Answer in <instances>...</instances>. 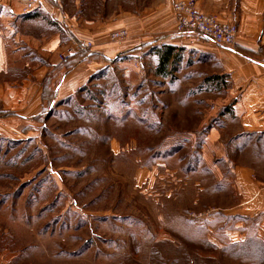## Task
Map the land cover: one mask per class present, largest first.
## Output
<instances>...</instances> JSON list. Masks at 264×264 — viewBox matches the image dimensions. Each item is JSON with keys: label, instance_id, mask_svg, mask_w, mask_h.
I'll list each match as a JSON object with an SVG mask.
<instances>
[{"label": "rangeland", "instance_id": "rangeland-1", "mask_svg": "<svg viewBox=\"0 0 264 264\" xmlns=\"http://www.w3.org/2000/svg\"><path fill=\"white\" fill-rule=\"evenodd\" d=\"M184 1L218 18L198 9L195 0ZM256 1L235 0L233 15L248 19ZM258 1L259 47L253 58L264 63V0ZM64 2L63 9L84 29L92 30L91 21L96 33L110 26L104 38L117 45L130 34L118 27L146 17L144 27L150 29L164 18L161 33L172 9L162 0ZM237 20L223 21L237 27ZM120 29L126 37L112 40L110 33ZM82 41L91 49L90 39H71L57 53L65 66L42 77L37 116L0 112L7 132L14 128L0 132V264H264V215L231 214L241 198L227 171L228 158L246 164L253 155L260 165L264 140L233 144L239 123L224 115L231 99L227 85H202L203 78L221 71L188 54L179 69L169 63L167 84L155 74L158 61L152 69L154 63L142 55L130 60L125 76L113 65L83 91L49 106L50 76L56 71L61 86L72 69L70 58L89 50L80 48ZM70 46L80 49L70 55ZM36 65L27 71L32 97ZM23 75L26 71L15 72L14 82ZM215 123L226 158L219 152L211 156L201 145L206 128ZM173 137L176 149L168 151ZM200 153L206 158L202 163ZM256 170L263 174V168ZM220 173L228 182H216Z\"/></svg>", "mask_w": 264, "mask_h": 264}, {"label": "crops", "instance_id": "crops-1", "mask_svg": "<svg viewBox=\"0 0 264 264\" xmlns=\"http://www.w3.org/2000/svg\"><path fill=\"white\" fill-rule=\"evenodd\" d=\"M64 1L42 0L40 9L25 10L22 0H0V112L13 111L11 117L24 116L28 119L40 113L42 77L52 67L65 66L57 58V53L70 44L71 39H90L93 45L89 50H79L77 56L70 58L68 63L72 64V69L63 76L61 86L56 83V78L59 77L56 71L53 72L54 76H50L47 82V96L51 101L49 106L83 91L85 85L101 72L109 74L113 65L119 66V74L123 77L127 73L126 66L130 60L136 62L138 58L142 59L143 55L154 63L153 69L158 61L154 50L165 45L174 47L178 52L179 58L175 63L176 66L178 64L177 69L179 65H185L186 55L191 54L202 58L203 61H212L221 71L218 74H210V79L203 78L202 85L207 82H213L217 87L227 85L231 99L224 115L233 116L239 123L233 136L236 148L249 146V143L255 144L258 139L264 140V63L253 58V53L257 52L259 47V36L256 37V34L261 4L258 0L253 4L255 15L250 12L248 19L239 17L238 20L236 15H233L235 0H195L198 9L215 13L221 20L233 19L234 16V20H237V34L233 48L217 45L196 34L176 33L173 29L175 17L171 9L174 0H162L171 10L170 19L166 21V28L161 33L158 28L164 18L161 21L158 19L150 29L144 27L147 23L146 17L136 18L134 23L130 21L126 27H118L130 32L129 37L120 42L121 45L114 44L109 38V42L105 40L106 30H110V26L102 28L104 32L96 33L94 21H91L92 30L84 29L81 22L75 17L71 18L72 16L63 9V3H66ZM73 1L75 4L78 2ZM153 2L156 4L158 0ZM152 23L153 20L150 21V24ZM32 62L38 64L33 72V76L38 77L33 82L37 89L35 97H32L30 75L27 72ZM141 67L147 68L145 63ZM20 71H26V76H21L19 82L15 83V72ZM157 76L168 84L167 76ZM176 80L178 79H171L173 83ZM109 83L114 84V81L109 80ZM4 121L6 120L0 117V132L12 133L14 128L7 132V128L2 126L1 122ZM216 127L218 126L215 123L209 126V130L206 128L203 140L200 139L201 145L211 156L219 152V158H226V145L216 138V135L220 134ZM172 135L174 136L175 132ZM176 146L173 137L167 143V150H174ZM203 160L206 158L201 154L199 163ZM260 168H263V174L256 170ZM227 171L232 176L230 183L237 187L238 196L241 198L240 205H237L231 214L238 218L247 216L246 213L264 215V155L258 166L253 155L248 157L246 164L235 165L228 158ZM225 177L220 173L216 182H228ZM218 185L224 186L222 183Z\"/></svg>", "mask_w": 264, "mask_h": 264}, {"label": "built area", "instance_id": "built-area-1", "mask_svg": "<svg viewBox=\"0 0 264 264\" xmlns=\"http://www.w3.org/2000/svg\"><path fill=\"white\" fill-rule=\"evenodd\" d=\"M42 0H25L28 10H37L41 8ZM172 10L176 14V33L196 34L210 40L211 42L230 47L235 43L237 27L228 21H223L214 15L205 14L198 11L192 1H177L172 4ZM53 20V18H51ZM126 30L120 29L110 33L112 40L120 41L126 37ZM82 46V47H81ZM80 48H89L85 41L81 42ZM86 47V48H85ZM79 47H69L68 53L71 55Z\"/></svg>", "mask_w": 264, "mask_h": 264}, {"label": "trees", "instance_id": "trees-1", "mask_svg": "<svg viewBox=\"0 0 264 264\" xmlns=\"http://www.w3.org/2000/svg\"><path fill=\"white\" fill-rule=\"evenodd\" d=\"M154 51L158 57V63L154 69L155 74L168 76L170 74L168 65L171 63V65L174 66L176 60L179 58L178 52L175 51L174 47L165 45L158 47Z\"/></svg>", "mask_w": 264, "mask_h": 264}]
</instances>
